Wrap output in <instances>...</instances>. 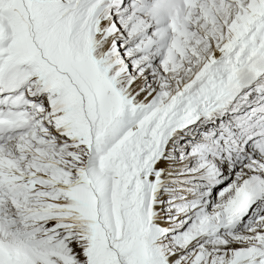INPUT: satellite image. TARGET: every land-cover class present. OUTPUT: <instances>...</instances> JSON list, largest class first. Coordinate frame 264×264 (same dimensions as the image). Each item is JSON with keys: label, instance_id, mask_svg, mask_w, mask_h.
Segmentation results:
<instances>
[{"label": "snow or ice", "instance_id": "snow-or-ice-1", "mask_svg": "<svg viewBox=\"0 0 264 264\" xmlns=\"http://www.w3.org/2000/svg\"><path fill=\"white\" fill-rule=\"evenodd\" d=\"M0 264H264V0H0Z\"/></svg>", "mask_w": 264, "mask_h": 264}]
</instances>
